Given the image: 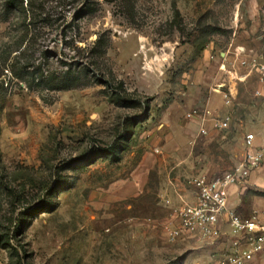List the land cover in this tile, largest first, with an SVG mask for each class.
<instances>
[{"label":"rangeland","instance_id":"1","mask_svg":"<svg viewBox=\"0 0 264 264\" xmlns=\"http://www.w3.org/2000/svg\"><path fill=\"white\" fill-rule=\"evenodd\" d=\"M239 52L258 102L242 115L250 126L195 140L181 119L216 88L198 76L240 73ZM254 59L264 0H0V264H214L228 240L167 242L178 201L159 176L132 191L131 175L165 155L152 170L191 194L188 177L242 161L246 133L264 152ZM236 197L264 207V159Z\"/></svg>","mask_w":264,"mask_h":264},{"label":"built area","instance_id":"2","mask_svg":"<svg viewBox=\"0 0 264 264\" xmlns=\"http://www.w3.org/2000/svg\"><path fill=\"white\" fill-rule=\"evenodd\" d=\"M251 64L257 67L259 82L264 84V63L254 59ZM224 97L230 104V94L225 92ZM230 121L229 114L214 117L211 127L224 130ZM200 132L208 133L205 127ZM244 146L242 161L230 172L218 177L198 173L187 178L186 184L194 193L193 201L179 194L177 206L164 225L167 242L173 243L185 236L207 242L226 238L229 248L215 256L214 264H251L255 260H264V207L253 208L247 215H242L228 205L229 188L246 185L251 171L264 159L254 133L245 134ZM172 202L170 197L164 198L165 205L170 206Z\"/></svg>","mask_w":264,"mask_h":264},{"label":"crops","instance_id":"3","mask_svg":"<svg viewBox=\"0 0 264 264\" xmlns=\"http://www.w3.org/2000/svg\"><path fill=\"white\" fill-rule=\"evenodd\" d=\"M250 17H252V19L255 18L254 14H249ZM238 50H246V48L244 47H238ZM243 59V60H242ZM237 60H239V65H240V73L238 71H229V75H226L225 72H221L219 74H216L214 72V74H210V75H200L198 76V81L199 83H203L202 85L205 86H212L215 85L216 88L213 89L214 93L209 94L208 96L205 95L204 91H202L200 94L197 95L196 97V106L201 107L202 109L198 111H194L195 114L191 115L190 117H192L190 120H186V119H181L182 122V128L189 130L191 132V134L193 135L195 140L200 139L199 137L205 136V135H212L210 133H212V127H211V120L212 118H214L215 116H219V115H223V117L225 115H230L231 116V121H230V125L228 128L224 129V130H228L230 128V126H240V128H245L250 126L249 122H246L245 119H243L242 115L247 116L249 113V108H252L253 111H255V109H258V102H255V98L254 100H252V104L251 105V95H248L247 89H246V81L249 79V74L247 72H243V69L246 68V66L243 65L242 62L246 61V59L244 58V56H242V54H237ZM258 70H257V88L260 90L259 93L256 95H259L260 93L264 92V88L262 83L259 82V78H258ZM239 83L240 86V97L238 99V102L236 103L237 105H240V122L236 120L235 115L231 114L233 111V107L234 105V97L235 95H238V87L236 89V85ZM199 89V87H197ZM202 89V88H201ZM258 91V90H257ZM227 92L230 94V104H227L226 102V98L224 97V93ZM235 93V94H234ZM243 109V111L241 110ZM201 111V112H200ZM205 127L208 131L207 134H202L200 131L201 129ZM215 130V129H214ZM222 131V130H219ZM215 132V131H214ZM180 137V136H179ZM179 143L176 144V147L180 146V142L181 140L179 139L178 141ZM189 143V138H187L185 140V143L183 144V146L187 147ZM243 147L245 149V146L243 144ZM157 154H159V152L156 151ZM154 155L150 153V157H153ZM149 161L152 162H148L147 164H144L142 166H140V169H136L132 172L131 175V181H130V185L132 186V191H138V188L140 187L141 190H145V188L149 187L151 184H153V180H156V178L159 176L161 178H163V180L165 181V184L168 188V191L170 193V195L173 196V199L175 201H179V199L177 198L178 194H181L183 197H185L187 200L189 201H193V197H194V193L191 189V194H187L184 191V188L181 187V184H178V177L176 175V172L172 174L168 173L167 171H163L161 170V174L157 175L158 173V166L155 167V170H152L154 165V162H162L163 160H165V155H157L154 156L153 158L149 159L148 155L146 157ZM179 162H181V159H179ZM178 163V162H177ZM145 166V167H144ZM162 166V165H161ZM260 166V165H259ZM163 167V166H162ZM160 168V166H159ZM257 168V167H256ZM166 169V168H165ZM164 169V170H165ZM255 170V168L251 171L250 177L248 179V182L246 185L244 186H231L229 188V194H228V205L230 208L236 210L238 213L242 214V215H247L253 208H257V207H250V208H241L238 207L239 203H240V198L238 199L236 196L240 195V193L244 190V188L248 185H250V183H252V174L253 171ZM230 171H225L224 173H227ZM223 173V174H224ZM207 175V174H206ZM211 177V176H209ZM184 193H183V192ZM168 193V192H167ZM171 198V197H170ZM173 201V200H172Z\"/></svg>","mask_w":264,"mask_h":264},{"label":"trees","instance_id":"4","mask_svg":"<svg viewBox=\"0 0 264 264\" xmlns=\"http://www.w3.org/2000/svg\"><path fill=\"white\" fill-rule=\"evenodd\" d=\"M107 83H108L109 86L111 85L109 82H107Z\"/></svg>","mask_w":264,"mask_h":264}]
</instances>
